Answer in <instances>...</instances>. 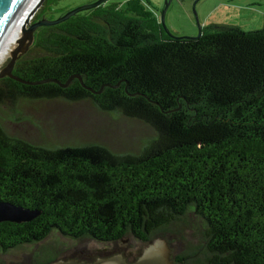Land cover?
<instances>
[{
  "label": "trees",
  "instance_id": "16d2710c",
  "mask_svg": "<svg viewBox=\"0 0 264 264\" xmlns=\"http://www.w3.org/2000/svg\"><path fill=\"white\" fill-rule=\"evenodd\" d=\"M14 74L62 83L80 75L96 92L120 83L95 94L78 79L61 88L5 77L0 105L90 100L152 136L138 153L119 154L91 143L38 145L0 125V200L42 211L28 223L0 224V250L54 230L149 245L192 214L202 244L172 256L176 264H264V29L212 24L200 37L175 38L149 1L114 0L39 28Z\"/></svg>",
  "mask_w": 264,
  "mask_h": 264
},
{
  "label": "rangeland",
  "instance_id": "374dc122",
  "mask_svg": "<svg viewBox=\"0 0 264 264\" xmlns=\"http://www.w3.org/2000/svg\"><path fill=\"white\" fill-rule=\"evenodd\" d=\"M96 1L46 0L35 20L42 14L43 18L55 20L71 10ZM144 1H149L151 9L161 21L166 0ZM195 2L172 0L166 12L165 25L174 36L194 38L198 35ZM196 13L203 27L212 24L230 25L245 32L264 29V0H200L196 5ZM16 46L17 42L4 57H0V72L9 62ZM0 125L9 135L38 145L51 147L91 143L119 154L138 153L143 142L152 136L151 129L143 123L103 113L90 100L74 102L65 99L17 98L12 103L7 101L0 105ZM202 233L201 221L189 214L172 225L166 233L153 235V239L165 240L175 257L186 255L199 247ZM147 246L132 236L125 237L117 245L108 246L91 239H73L54 230L40 243L22 245L6 254L0 251V264H44L50 258L57 261L96 259L105 252L115 255L127 249L144 250ZM84 248L86 250L82 252Z\"/></svg>",
  "mask_w": 264,
  "mask_h": 264
},
{
  "label": "water",
  "instance_id": "95a60500",
  "mask_svg": "<svg viewBox=\"0 0 264 264\" xmlns=\"http://www.w3.org/2000/svg\"><path fill=\"white\" fill-rule=\"evenodd\" d=\"M26 0H0V41L3 38L4 34L8 30L9 26L12 24L18 13L20 12L22 6L24 5ZM46 0H39L31 12L28 14L26 19L22 24V35L17 41L16 48L11 52V58L7 65L0 72V78L8 77L12 80H15L21 84L28 86H36L43 83L53 82L59 85L61 88H67L71 81L74 79H78L82 86L95 94H101L103 88L105 86L111 85H103L99 91H94L93 89L84 85L83 80L80 75L71 76L65 83H62L56 79H49L41 82H29L23 80L14 74V69L17 61L24 55L28 53L32 45L35 41V34L41 27L48 26H56L61 24L62 22L70 19L71 17L88 10L95 9L109 0H98L90 5H84L78 7L74 10H71L61 17L55 20H48L46 18H41L37 21H34L38 11L41 9L42 5ZM200 0H196L194 3V11L195 17L199 26V32L196 37H200L202 35L203 26L199 22L197 13H196V5ZM166 6L161 14V24L165 29L166 33L175 38H184V37H176L174 36L165 25V16L169 5L172 0H166ZM188 38V37H185ZM120 83L115 86H111L113 88H117ZM42 214L41 210L38 209H30L23 206L15 205L10 202L0 200V223L10 222L16 224L28 223L36 218H38ZM51 264H176L172 260V251L168 243L163 239H156L152 243H150L142 252L141 256L133 263H129L122 255L113 256L106 259H98L94 262H85L77 259H67V260H58Z\"/></svg>",
  "mask_w": 264,
  "mask_h": 264
},
{
  "label": "bare ground",
  "instance_id": "6f19581e",
  "mask_svg": "<svg viewBox=\"0 0 264 264\" xmlns=\"http://www.w3.org/2000/svg\"><path fill=\"white\" fill-rule=\"evenodd\" d=\"M39 0H26L20 12L0 41V57H4L21 37L22 24Z\"/></svg>",
  "mask_w": 264,
  "mask_h": 264
},
{
  "label": "flooded vegetation",
  "instance_id": "af4514ba",
  "mask_svg": "<svg viewBox=\"0 0 264 264\" xmlns=\"http://www.w3.org/2000/svg\"><path fill=\"white\" fill-rule=\"evenodd\" d=\"M42 18H43V16H42ZM34 21H37V19L36 20H34ZM0 224H2V223H0ZM60 232V231H59ZM61 233V232H60ZM62 234V233H61ZM63 236H64V234H62ZM8 240L9 241H11L12 240V235H9V237H8ZM77 240H79V239H77ZM124 239H122V240H119V241H114V242H101V241H97V242H101V244H107L108 246L109 245H117L120 241H123ZM40 242H42V241H40ZM39 242V243H40ZM38 243V242H37ZM31 244V243H30ZM12 249H8V250H3V249H1L0 251H1V253L2 254H6V253H8L9 251H11ZM86 250V248H84L83 250H82V252H84ZM142 252H143V250L141 249V250H139V249H127V251L126 252H124V253H119V254H115V255H113L112 253H103L104 255H100V257H98V258H96V259H81V258H79V259H77V260H80V261H85V262H94V261H96V260H98V259H106V258H110V257H113V256H117V255H122L125 259H126V261L127 262H129V263H133V262H135L140 256H141V254H142ZM173 256V255H172ZM174 257V256H173Z\"/></svg>",
  "mask_w": 264,
  "mask_h": 264
}]
</instances>
